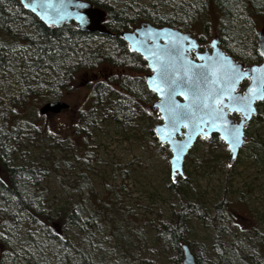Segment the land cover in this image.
I'll return each instance as SVG.
<instances>
[{"label": "rangeland", "instance_id": "rangeland-1", "mask_svg": "<svg viewBox=\"0 0 264 264\" xmlns=\"http://www.w3.org/2000/svg\"><path fill=\"white\" fill-rule=\"evenodd\" d=\"M129 1L142 4L149 13L160 18L175 12L180 13L181 19L187 18L178 9L183 0L179 3L178 0H108V3L121 8ZM240 9H233L234 32L241 30L239 27L244 24L242 49L248 52L251 51L250 36L264 18L254 15L255 25L250 24L246 11L242 13ZM210 15L211 12L205 14L206 18ZM208 27L212 33L216 29L212 22ZM15 29L26 33L19 24ZM198 31L196 34L204 30ZM90 38L94 43L104 41L99 36ZM204 45H208V41ZM27 50L31 49L15 47L10 62L19 66L20 55ZM108 69H103L105 74L102 75L117 74V71ZM142 72L129 73L134 76ZM43 76L52 78L54 73L46 68L38 73V77ZM91 77V73H85L77 78L76 88L68 90L63 97L69 107L59 113H38V107L46 99L39 98L38 93L43 90L32 81L31 87L36 93L23 100L14 111L8 110L13 115L10 123L22 120L20 124L25 134L21 143L14 146L12 164L31 167L38 178L37 184L31 187L33 191L25 194H36L40 208L52 213L63 206L69 210L75 207L79 221L76 225L58 227L57 234L64 236L67 244L59 249L46 229L18 214L8 229V247L0 249V264H77L79 259L76 258L82 256L91 261L103 257V264H173L175 258L182 259L168 234H160L163 228L160 223L169 222L180 207L179 202H172L165 188L170 152L166 156L164 151L157 149L159 144L148 133L149 118L145 126L140 117L133 118L132 123L118 124L108 116L110 103L118 97L109 96L103 103H93V123L86 122L82 115L87 114L91 106V85L88 84ZM120 92L124 93L121 89ZM11 97L21 98L20 80L15 73L1 72L0 98ZM256 103L257 113L245 125L247 141L235 161L229 164V172L225 169L229 155L224 157L220 151L216 159L206 163L201 157V144L196 147L198 163L188 159L191 150L185 157L183 169L187 187L184 186V191L189 204L184 209L186 228L181 243L191 244L189 247L200 264H227L225 258L232 264H244L242 260L237 262L239 251L254 255V261L264 264V259L258 256V248L264 249V100ZM31 107L35 108L31 112L36 114L32 115L34 119L31 118L34 122L28 124L26 118ZM150 115L158 116L154 123L161 121L156 110ZM36 128L42 130L44 140L36 138ZM67 142L70 148L66 146ZM252 145L263 151L259 162L251 154ZM44 166H48L46 172ZM109 193L116 194L121 202L120 209L114 208L112 213V225L105 214L97 211ZM222 199L229 202V206L220 205L216 227L207 218L214 216L216 205ZM105 203H109L108 200ZM106 208L110 210L112 206L107 204ZM122 213L124 228L128 230L129 226L132 230L125 243L117 242L112 235V229L115 234H120L114 220ZM125 213L131 217V225ZM201 215L205 218H200ZM29 237L34 242L28 241ZM67 254L73 260L67 259L64 263Z\"/></svg>", "mask_w": 264, "mask_h": 264}, {"label": "trees", "instance_id": "trees-1", "mask_svg": "<svg viewBox=\"0 0 264 264\" xmlns=\"http://www.w3.org/2000/svg\"><path fill=\"white\" fill-rule=\"evenodd\" d=\"M89 1L105 9L106 21L109 29L112 31V35L107 36L109 40L94 43L90 38V34L79 30L73 21L61 26H46L35 15L25 10L19 0H0V73H15L18 80H20L21 96V98H0V249L8 247V229L12 226L18 214L27 216L31 222L40 224L42 229H46V233L54 238L53 243L59 245V249H62V246H66L67 244H65L66 238L57 234L58 227L76 225L79 221V216L74 210L75 207L69 210L63 206L55 213H52L50 210L46 211L41 209L36 199V194L30 193V195L28 194L29 196L25 194L32 192L31 187L38 182V178L35 176L33 169L24 165L12 164L11 155L13 154L14 146L21 143L25 134L20 124L23 121L17 122L13 120L10 123L13 115L9 114L8 110L14 111V109L23 103V100L26 101L31 94L36 93L31 87V81L38 89L43 90L38 93L39 98L41 100L46 99V101H51L64 99L63 97L68 90L76 88V81L80 75L85 73L92 74L94 72L95 74L91 77L92 84L91 81L88 83L91 85V92L89 94L91 106L88 113L82 115V118L88 123H93L91 119L93 103H103L109 96L118 97L116 101L114 100L110 103L111 106L108 108V116L118 124L126 122L132 123L133 118L140 117L145 126L149 118L150 125L147 126V129H149V132H147L159 144L157 149L161 152L164 151L166 156L170 152L168 147L161 145L154 136L153 124L158 120V116L154 115L151 117L150 114L155 110H149L148 112V101L145 100V94L148 90L144 86L143 72L135 78L128 72L132 64H135L136 69H141L142 67V71H144L145 62L140 56L129 51L126 43L118 36L119 30L137 25L141 17H150L151 21L158 25L161 24L160 17L149 13L142 4H133L130 1L123 4L121 8L108 3V0ZM177 2L179 3L180 1L178 0ZM216 4L221 8V11L228 13L224 18L227 20L226 24H228L225 27L226 29L230 28L229 22L232 19L233 23L236 22L234 19L235 11L233 9L237 10L239 7L242 13L244 10L254 15H257L261 11L264 12V0H183L181 4L179 3L180 6L178 9L187 18L195 13L193 16L195 18L194 21L200 22L209 20L205 14L209 12L212 14L214 12L213 9H215L214 5ZM221 6L224 9L226 8V10H222ZM16 24L23 26L26 29V33L15 29ZM237 43L238 48L244 47L240 37ZM15 47L31 49L30 51H24L20 55L21 62L19 66L15 65V63L13 65L10 62L12 51ZM102 67H113L124 71H121L119 75L112 74L106 78V76L102 77V74L98 72ZM46 68L51 70L54 76L52 78L48 76V78L44 76L38 77V73ZM32 76H34L33 79ZM120 89L124 93L120 92ZM150 93L151 98L154 99V93ZM29 109L30 115L26 118V121L28 124H31L34 122L31 118H35L32 116L35 112H31V110L35 108L31 107ZM146 113L148 114L147 117ZM41 132L42 130L36 128L35 136L37 139L44 140V134ZM249 139L252 138L249 137ZM199 144L202 145V160L206 163L216 159L217 153H220V151L224 157L229 155L225 143L217 134H212L208 139L198 138L190 149L192 153L188 155V159L194 163H198L199 161L196 158V147ZM66 146L68 148L71 147L69 142H67ZM250 147L252 156L259 162L263 151L257 145ZM225 164V169L229 172V162L227 163L225 161ZM47 170L48 166H44V171L46 172ZM121 173L125 176L124 172ZM185 180L186 176H177L175 179H171L170 175L168 180H166L165 188L172 202H179L180 207L173 213L169 222L160 223L163 226L160 234H168L171 241L175 243L177 249L181 252V255V237L186 228L184 209L189 204L185 197L186 192L184 191V186L187 184ZM115 192L117 191L115 190ZM115 195L109 193L108 198H106L109 202L107 204L112 206V209L108 210L106 208V200L97 209L98 213L106 215V219L108 222H111V225L114 208L120 209L121 206L119 198ZM228 203L224 199L219 201L216 205L214 216L207 218L216 227L217 218L220 216V205L224 204L229 206ZM106 210L110 212L107 213ZM123 217L124 214L122 213V216H117V220H114L120 234H115L112 229V235L117 238V242L121 243L128 241L129 233L132 231L129 226L128 230L124 228ZM126 217L129 220L128 224L130 223L129 225H131V217L127 216V214ZM200 218H205V216L201 215ZM29 236H32V232H29ZM29 240L34 242L31 237L28 238ZM187 244L191 247V244ZM64 256L66 259L63 258ZM64 256L62 257L64 263H66L67 259H72L71 257L69 258L68 254ZM258 256L262 260L264 259L263 248H258ZM76 259H79L77 264H103V257L99 260L92 261L90 258L84 256ZM195 260L196 264H200L197 257H195ZM225 260L227 264H232V261L230 262L228 258H225ZM237 260V262L242 260L244 264H260L259 261H254V255L243 254L240 251L238 252ZM180 262V258L177 257L174 259L173 264H181ZM67 264L75 263L70 262Z\"/></svg>", "mask_w": 264, "mask_h": 264}, {"label": "water", "instance_id": "water-1", "mask_svg": "<svg viewBox=\"0 0 264 264\" xmlns=\"http://www.w3.org/2000/svg\"><path fill=\"white\" fill-rule=\"evenodd\" d=\"M22 7L35 15L46 26H61L65 23L73 21L76 27L83 31L109 33V30L104 25L105 10L100 6L93 5L89 0H19ZM27 5V6H25ZM122 39L128 44L131 51L140 54L151 73L145 77L147 87L152 90L153 87H160L161 92L153 93L156 99L151 104L150 108L155 109L160 116L161 121L153 125L154 136L161 145H166L170 151L169 156V175L171 179L177 176H184V160L190 149L193 147L197 138L203 139V133L200 129L189 127L185 129L182 125L176 124L178 131H173V122L170 114L167 111L171 106L172 101L178 105L189 104L193 94L195 85H189L187 81L189 77H196L198 73L205 71L204 66L215 65L217 67V75L223 76L231 65H235L241 73L240 78L235 83V93L241 97H249V87L257 90H264V27L261 28L258 34V51L262 56V61L259 64L247 66L242 69L241 63H236L231 56L217 45V39L214 38L210 42L212 48L198 51V42L189 31H181L170 26H155L150 22H142L133 30H124L120 33ZM195 50L196 59L190 57V51ZM153 54L157 58H153ZM145 57H148L147 59ZM163 65H168L172 69L180 70L181 76L177 79H183L185 83L179 87L170 86L167 82H162L160 70ZM199 65V69L193 67ZM189 69L188 75H184V69ZM176 76L175 72L171 73ZM244 78H249L243 92H238L237 87ZM186 93L189 99H185L180 93ZM171 97L169 99V96ZM264 91H261L256 98L251 100V108L254 111L247 113V116L242 111H236L238 105H233L232 110L224 113L228 124L217 121L214 126L201 125L202 128H207L208 137L212 134H217L219 138L226 144L229 151V163L235 161L238 153L246 142L244 126L249 122L257 110L255 107L256 101H263ZM228 101H225V108L228 107ZM69 107V104L62 100H51L42 103L38 107L40 114L59 113L61 110ZM237 112L240 114L239 120L235 121L229 117V113ZM204 119H208L205 115ZM187 122V121H185ZM241 134V143H236L234 134L236 130ZM191 137V139H189ZM183 146V150H181ZM182 250L181 264H196L195 255L191 251L186 242L180 244Z\"/></svg>", "mask_w": 264, "mask_h": 264}, {"label": "snow or ice", "instance_id": "snow-or-ice-1", "mask_svg": "<svg viewBox=\"0 0 264 264\" xmlns=\"http://www.w3.org/2000/svg\"><path fill=\"white\" fill-rule=\"evenodd\" d=\"M27 6V5H25ZM261 55H264V52H261ZM146 59L148 57H145ZM153 58H157L153 54ZM199 69L201 66H193ZM205 71L197 74L196 77H189L187 83L189 85H195L193 89V94L191 97V102L189 104L178 105L175 101H172L171 106L167 109L170 114V118L173 122V131H178L175 127L176 124L182 123L185 129L190 126L195 129H200L204 134L203 138L208 139L207 128H202L201 125L214 126V124L219 121L227 125L229 122L225 118L224 113L228 110H232L233 105H238L239 107L235 108L236 111H242L245 116L247 113L254 111L251 108L252 98H256L261 91L253 87H249L248 92L249 97H241L235 93V83L240 78L241 73L238 71L235 65H231L228 71L221 77L217 75V67L215 65L204 66ZM175 72L176 76H173L171 73ZM189 69H184V75H188ZM160 75L162 82L169 83L170 86L179 87L181 84L185 83L183 79H177L181 76L180 70L172 69L168 65H163L160 70ZM155 92H161L160 87H153L152 89ZM181 95L185 99H189L186 93L181 92ZM171 94L169 96V99ZM260 98H264L261 96ZM228 101V107L225 108V101ZM207 116L208 119H204V116ZM187 121V122H185ZM191 139V137H189ZM234 140L236 143H241V134L237 129L234 134ZM183 150V146H181ZM231 165H229L230 167Z\"/></svg>", "mask_w": 264, "mask_h": 264}, {"label": "flooded vegetation", "instance_id": "flooded-vegetation-1", "mask_svg": "<svg viewBox=\"0 0 264 264\" xmlns=\"http://www.w3.org/2000/svg\"><path fill=\"white\" fill-rule=\"evenodd\" d=\"M96 6H98V5H96ZM100 7L103 8L102 6H100ZM214 7H215V9H213L214 12L212 10L213 13L210 15L209 20H204L203 19L204 21H200V22L194 21L195 18H193V16L195 15V13L189 18H186V19L182 18L181 19V15L178 14L177 12H175V14H168L165 18H160L161 24H159V25L157 23L156 24L153 23L151 21L150 17H144V19L141 17V19H143V20H141V19H140L141 21L138 20L137 25H135V26H133L131 28L124 29V30H133L135 27L140 25V23H142V22H150L151 24H153L155 26H170V27H173V28H177V29H179L181 31H189L191 33V35L194 36L196 38L197 42H198V51H203V50H206V49L211 51L212 48L210 46V42H211L212 39L216 38L217 39V45L225 52V54L231 56V58L236 63H241L242 64V69L246 68L247 66L256 65V64L261 63L262 56L260 55V53L258 51L257 40H258L259 31L261 30L262 27H264V20H263V23L261 24V26L257 30H255L253 36H250L249 40H251V45H250L249 48L251 49V51L248 50V52H249L248 53L245 50H243L242 48H238V43H237L239 37L242 39V31H246L244 29V24L239 27V29H241V30H238V31L234 32V28L236 27V23H233V19H232L229 22V25H230L231 29L230 28L226 29L225 27L228 26V24H226L227 20L224 19V18H225L226 15H228V13H225V12L221 11V8L218 6V4L214 5ZM222 10H226V8L224 9L222 7ZM246 13H247V17H248L247 20H249V23L250 24L251 23L254 24L253 18H252L254 16V14L250 13L249 11H246ZM230 14H232V13L230 12ZM258 14L262 15L263 18H264V12L263 11H261ZM211 22L214 23V25L216 26L215 27L216 29H215V31L213 33L209 30V27H208V25ZM104 25L109 30V33H98V32H88V31H84V32H88L91 37L99 36V37H102L103 40H109L107 36H111L112 35V31L109 29V26H108L107 21H106V16H105V20H104ZM181 25H183V26H181ZM184 26H186V28H184ZM200 26H202V27H200ZM195 27H197L196 30H199L198 33H200L202 30H204V31H202L201 34H196ZM189 28H190V30H189ZM124 30H119L118 31V36L121 38V40H123V39H122L120 33L122 31H124ZM81 31H83V30H81ZM206 41H208V45H204V43ZM126 45H127L128 49H129V51H131L127 43H126ZM131 52H134V51H131ZM134 53L137 54L138 56H140L143 59V57L140 54H138L136 52H134ZM189 54H190V57L192 59H196L195 50L194 49H192ZM144 62H145V60H144ZM105 68H109L110 70L117 71L116 75H119V73L121 71H124L122 69H117V68H113V67H105ZM105 68L102 67V69L98 70V72L100 74H105L103 72V69H105ZM141 71H142V67H141V69H136L135 64H132V65H130V69H129L128 72L133 73V72H141ZM143 72L144 73H142V75H144V79H143L144 80V86L148 90V91H146V94H145V100L148 101L147 105H148L149 109L152 110L150 108V106L153 103V101L156 99V96H155L154 99L151 98V93L150 92H153V91L150 90L147 87L146 82H145L146 75L151 73V69L148 68L146 62H145V70ZM94 74L95 73L93 72L92 76ZM137 75L138 74L134 75V78ZM108 76H110V75H107L106 78ZM102 77H105V76L102 75ZM248 82H249V78H244L242 81H240L236 91L243 92L245 87H246V85L248 84ZM257 103H258V101H257ZM229 116H230V118H232L235 121L239 120V118H240V114L237 113V112H233V113L229 114ZM244 131H245V126H244ZM246 138H247V135H246Z\"/></svg>", "mask_w": 264, "mask_h": 264}]
</instances>
